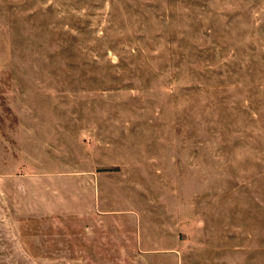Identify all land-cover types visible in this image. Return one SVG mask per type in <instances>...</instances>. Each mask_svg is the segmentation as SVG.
I'll use <instances>...</instances> for the list:
<instances>
[{
	"label": "rangeland",
	"instance_id": "obj_1",
	"mask_svg": "<svg viewBox=\"0 0 264 264\" xmlns=\"http://www.w3.org/2000/svg\"><path fill=\"white\" fill-rule=\"evenodd\" d=\"M0 264H264V0H0Z\"/></svg>",
	"mask_w": 264,
	"mask_h": 264
},
{
	"label": "crops",
	"instance_id": "obj_2",
	"mask_svg": "<svg viewBox=\"0 0 264 264\" xmlns=\"http://www.w3.org/2000/svg\"><path fill=\"white\" fill-rule=\"evenodd\" d=\"M92 189V188H90ZM131 223L134 228L131 232L133 238L128 239H119L113 242L111 239L112 234L115 232L119 235L128 236L129 230H123L121 226H124L126 223H123L120 219H115L113 224H109L108 220H99L98 224L95 225L93 222L88 223L85 226L83 233L84 243L81 244L83 247L81 253L89 250L90 253L93 252H101L102 255L100 257L104 258H111L114 256L117 257H128V256H143V254H161L160 246L161 241L158 238L156 241L155 239L153 242V247H148L150 251H147L146 248V238H144V227L143 221L139 218H130ZM125 222V221H124ZM117 226L118 228L112 231V227ZM89 244V247L86 246ZM97 251H94V250ZM154 250V251H152ZM133 251V252H131ZM112 253V254H109ZM86 258V257H85ZM84 258V259H85ZM90 258H95V256H90Z\"/></svg>",
	"mask_w": 264,
	"mask_h": 264
}]
</instances>
